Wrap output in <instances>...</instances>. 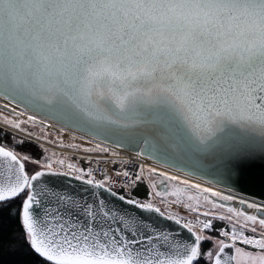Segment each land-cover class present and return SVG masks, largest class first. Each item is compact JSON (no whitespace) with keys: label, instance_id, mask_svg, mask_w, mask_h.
<instances>
[{"label":"snow or ice","instance_id":"1","mask_svg":"<svg viewBox=\"0 0 264 264\" xmlns=\"http://www.w3.org/2000/svg\"><path fill=\"white\" fill-rule=\"evenodd\" d=\"M0 93L27 114V121L0 118V158L10 162L0 176V214L19 217L41 264H239V257L264 264V201L239 199L257 213L248 214L229 206L235 195L186 180L207 195L185 200L179 190H156L195 214L188 220L162 211L151 189L144 201L129 198L114 190L119 181L21 151L64 147L49 139L50 122L61 134L71 127L94 139L142 138L163 153L169 146L185 156L227 148L238 163L226 166L225 178L238 184L241 162L257 151L264 159V0H0ZM29 122L40 125L38 134L23 126ZM235 129L260 139L233 142ZM96 150L110 152L102 141L82 149ZM26 162L37 168L29 173ZM144 172L141 164L116 176L131 191L149 179ZM161 220L187 236L178 239Z\"/></svg>","mask_w":264,"mask_h":264},{"label":"water","instance_id":"2","mask_svg":"<svg viewBox=\"0 0 264 264\" xmlns=\"http://www.w3.org/2000/svg\"><path fill=\"white\" fill-rule=\"evenodd\" d=\"M0 98L25 109L24 104L12 96H5L3 93H0ZM68 128L85 135L79 130L71 127ZM235 132L236 137L233 142H235V139L244 137H250L257 140L260 139L252 132H244L241 129H235ZM95 139L132 153H139L143 157L152 158L154 161L164 164L172 169L197 176L206 181L264 200V159H261V153H259V151L254 154L253 159L241 162L243 179L238 184H230L225 178L227 174L226 166L230 167L231 165L238 163L235 159L230 158V149H216L209 152L185 156L183 154L178 155L177 149L173 146H169L167 153H163L159 150V147L154 149L151 145H145L142 138L139 139L138 143L135 142V139L132 137H121L118 134L106 138L101 137ZM120 144L123 146H119ZM142 149L144 150L143 152L141 151ZM9 163L10 162L4 158H0V176L6 177L8 175ZM108 199L112 198L108 197ZM160 226H167L174 230L173 235L177 236L178 239L187 236L186 232L178 229L175 224L168 221L161 220ZM178 233L179 235H177Z\"/></svg>","mask_w":264,"mask_h":264},{"label":"rangeland","instance_id":"3","mask_svg":"<svg viewBox=\"0 0 264 264\" xmlns=\"http://www.w3.org/2000/svg\"><path fill=\"white\" fill-rule=\"evenodd\" d=\"M2 100H0V118H2L3 116H7L9 119H18L20 121H27V114H25L23 116L20 115L21 112H26L25 109H22L19 106H18V108L13 107L8 103L3 102ZM23 126L28 128L29 130L37 133V134L40 132V125L39 124H37L35 126V128H32L30 122L24 124ZM53 128L49 129L52 132V135L49 137V139L63 144L64 147H54L50 143H44V147L46 149H48V151L42 153L40 151V149H37L35 147L34 144L31 146L26 145V147L28 149L32 150L34 158L42 159L43 157H48L49 162H52L53 166L55 168L61 167L58 163L59 160H64V165H63V168L61 170H67V165L69 163L74 164L79 168L85 169V162L83 159H87L89 157V155L100 153V151H98V150L91 151V152L82 151V149H84V148L95 149V146L97 143L94 142L93 140L85 138L80 134H78V136L75 135L74 133H69V132H66V134H64V133L61 134V132L56 131ZM10 143H11V141H10ZM73 145H76L79 147L73 148V147H71ZM53 153H55V155H53ZM144 166H145L144 175L149 176V179L145 182V184H146L147 189H148V196H149V190L151 189V198L153 200V203H155L157 206H159L162 209V211H165L166 213L170 212L173 214H179L180 216H183L185 219L195 220V214L189 215L183 207H179L177 205L169 203L170 201L175 199V197H173L172 195H167L165 197H158L155 195V192L157 189L159 191L163 192V187L161 186V180L159 178H157L154 174L155 173L156 174L157 173H159V174L164 173V175H166L168 177L169 176H176L178 179L174 180V181H176L178 183V187L174 186L173 184H169L168 193L169 192H172V193L177 192L179 190L180 192L184 193V199L185 200L187 198V195H189V194L193 195V196H201V197L203 195H207V194H203V193L197 191L196 189H190V188H188V189H190L191 192L184 191L183 186L186 187V185L182 184L181 181L186 180V181H188L189 184H200L201 188H203V187L212 188V185L210 183H205L204 181H202L200 179L191 178L187 175H184L182 172L175 171L173 169L159 165L157 163H145ZM26 168H27L28 172L31 173L34 169L37 168V166L34 164L26 162ZM148 168H155L156 172L154 174H149L147 172ZM152 184H155L156 188H152ZM210 198L214 199V200L217 199L215 197H210ZM161 201H163V202H161ZM235 202H238V201H235ZM200 203L204 204L203 199L200 200ZM205 207H211V205H205ZM235 208H237V207H235ZM217 211L226 212V209L217 210ZM249 214H253V212L250 211ZM240 219L242 220L243 218L241 217ZM219 225H221L220 227H225L226 230L231 232V225L227 221H224V222L217 221L216 227H218ZM256 227L259 230V225H257ZM213 235L218 236V233H213ZM245 235L251 236V235H253V233L246 232ZM219 239L224 240L225 243L231 242L228 237H219ZM238 246H240V245H238ZM210 247H211V245H210ZM245 247L249 248V249L245 248L246 251H252V252L257 251L255 248H251V246H245ZM251 249H253V250H251ZM215 250L216 249H213V251H215ZM239 264H250V261H247L243 257H239Z\"/></svg>","mask_w":264,"mask_h":264},{"label":"trees","instance_id":"4","mask_svg":"<svg viewBox=\"0 0 264 264\" xmlns=\"http://www.w3.org/2000/svg\"><path fill=\"white\" fill-rule=\"evenodd\" d=\"M0 143H4V140H0ZM10 144V141H7V145ZM21 151H26L33 156L32 150L26 146ZM131 197L140 201L146 200L148 198L146 184L140 183L133 188ZM19 203L20 201H16L13 207ZM209 248L210 244L205 243L204 249L207 250ZM244 248L249 249L245 246ZM0 264H41V259L29 250V246L25 242L24 231L20 225L19 217L9 215L7 211L0 214Z\"/></svg>","mask_w":264,"mask_h":264},{"label":"built area","instance_id":"5","mask_svg":"<svg viewBox=\"0 0 264 264\" xmlns=\"http://www.w3.org/2000/svg\"><path fill=\"white\" fill-rule=\"evenodd\" d=\"M53 123V122H51ZM54 127V128H53ZM52 128L56 131L60 132V125L53 123ZM56 128V129H55ZM66 132L69 133H74L75 135L78 136V134L75 131H72L70 129H66L63 131L64 134H66ZM82 135V134H80ZM85 136V135H82ZM88 137V136H86ZM91 140H93L96 143H101L100 141L93 139L91 137H88ZM102 147H108L110 149L109 153H103L100 152L99 154H93V155H89V157L87 159H83L85 162V171L91 170V172L93 173V176L95 177V179L97 180H102L105 177L110 178L112 181H119V183L113 184V188L115 191H117L118 193L122 194V195H128L129 197H131V191H129L126 188H122L121 185L124 183V178L123 177H117L116 176V172L118 171H123L125 168H129L130 170H135L139 167V165L144 164L143 162V156H141L140 154H129V153H124V152H120L119 150L111 147V145L103 143L102 142ZM120 149V148H119ZM111 153H115V155H111ZM107 161V162H106ZM124 161H129V164H124ZM169 168V167H168ZM172 169V168H170ZM175 170V169H173ZM178 171V170H175ZM181 172V171H178ZM184 175H187L191 178H196L192 175L186 174L184 172H182ZM198 179V178H196ZM200 179V178H199ZM202 181H204L205 183H210L211 185L215 184L209 181H206L204 179H202ZM218 185V184H215ZM220 188H225V189H229L232 191H235V196L237 197L236 201H239V199H245L246 197H252L250 195L247 194H241L238 193L236 190L231 189V188H227L221 185ZM223 194H231L229 192L223 191ZM238 194V195H237ZM250 201V200H248ZM260 201H264V200H260Z\"/></svg>","mask_w":264,"mask_h":264},{"label":"bare ground","instance_id":"6","mask_svg":"<svg viewBox=\"0 0 264 264\" xmlns=\"http://www.w3.org/2000/svg\"><path fill=\"white\" fill-rule=\"evenodd\" d=\"M3 98H1L0 100H2ZM5 99H3L2 101L3 102H6V103H8V104H10L11 106H13V107H16V108H18V105H16V104H14V103H12V102H9V101H7V100H5ZM51 123V122H50ZM52 125H53V123H51ZM83 137H85V138H88V137H86V136H83ZM88 139H90V138H88ZM78 143V142H77ZM111 147H113V148H115V149H117V150H119L120 152H124V153H129V154H135V153H131V152H129V151H126V150H123V149H119V148H117V147H114V146H111ZM143 162H144V164L143 165H145V163H157V164H159V165H162V166H165V167H168V166H166V165H164V164H161V163H159V162H157V161H154L152 158H149V157H143ZM193 176V175H192ZM194 177H196V178H198L199 179V177H197V176H194ZM195 178V179H196ZM200 180H202L201 178H200ZM210 185V184H209ZM212 189L213 190H217V191H221V192H223V191H226V192H229V193H231L232 195H236L235 194V191H232V190H229V189H225V188H220V186H218V185H215V184H213L212 185ZM237 191V190H236ZM238 193H241V194H244V193H242V192H239V191H237ZM238 195V194H237ZM248 200H250V201H252V202H257V203H260L261 201L260 200H262V199H259V198H256V197H246V201H248Z\"/></svg>","mask_w":264,"mask_h":264},{"label":"flooded vegetation","instance_id":"7","mask_svg":"<svg viewBox=\"0 0 264 264\" xmlns=\"http://www.w3.org/2000/svg\"><path fill=\"white\" fill-rule=\"evenodd\" d=\"M154 175L161 180V186L163 187V192H168L169 184H173L174 186L178 187V183L176 181L167 179L168 176L160 175L159 173L157 174L155 173ZM183 190L187 192H191L190 189H188L185 186H183ZM229 206L237 207L238 209L248 212V214L250 213V211L253 212V214H257L255 213L254 209H247L246 206L240 205L239 202H231Z\"/></svg>","mask_w":264,"mask_h":264}]
</instances>
